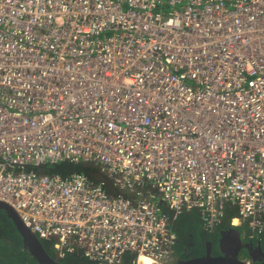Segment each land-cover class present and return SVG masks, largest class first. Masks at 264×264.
<instances>
[{
    "label": "built area",
    "instance_id": "obj_1",
    "mask_svg": "<svg viewBox=\"0 0 264 264\" xmlns=\"http://www.w3.org/2000/svg\"><path fill=\"white\" fill-rule=\"evenodd\" d=\"M0 200L59 260L263 239L264 0H0Z\"/></svg>",
    "mask_w": 264,
    "mask_h": 264
},
{
    "label": "flooded vegetation",
    "instance_id": "obj_2",
    "mask_svg": "<svg viewBox=\"0 0 264 264\" xmlns=\"http://www.w3.org/2000/svg\"><path fill=\"white\" fill-rule=\"evenodd\" d=\"M218 227L213 232H205L201 229L199 222L184 226L181 230L184 247H181L182 254L179 260L203 256L208 253L229 255L232 252H238L248 262H264V238L257 245L259 241L248 236L244 237L229 223L226 225V222H223ZM54 257L56 258V256ZM75 259L79 264L88 263L86 260H80L81 258Z\"/></svg>",
    "mask_w": 264,
    "mask_h": 264
},
{
    "label": "water",
    "instance_id": "obj_3",
    "mask_svg": "<svg viewBox=\"0 0 264 264\" xmlns=\"http://www.w3.org/2000/svg\"><path fill=\"white\" fill-rule=\"evenodd\" d=\"M0 210L5 212L11 224L14 226L18 236L20 237L23 248L32 256L36 264H68L53 257L46 250L42 240L24 224L19 214L10 204L0 200ZM228 223L229 222H226V225ZM255 240L259 241L257 242L258 245L262 239ZM175 264H264V262L251 263L248 262V260L243 256H240L238 252H232V254L229 255H211L208 253L207 255L203 256L180 259Z\"/></svg>",
    "mask_w": 264,
    "mask_h": 264
},
{
    "label": "trees",
    "instance_id": "obj_4",
    "mask_svg": "<svg viewBox=\"0 0 264 264\" xmlns=\"http://www.w3.org/2000/svg\"><path fill=\"white\" fill-rule=\"evenodd\" d=\"M54 167H55L54 169L57 168L59 171H61L63 173H66V172L74 169V171L84 172V173H87L89 176H92L93 172H94V169L91 166H86V165L76 166L73 164H59V165H56ZM194 218H195L194 215H189V214L182 216L178 221L180 232L184 226L192 225V224L194 225V223H197V221ZM224 222H228V221L226 220ZM200 227L202 229V226H200ZM0 241L11 245V247L13 248L12 250L14 252H16V253L19 252V253L23 254L22 257H19L20 259H18V260H20V261L17 260L18 262L16 264H34V263H36L35 260H32L31 257L28 255L27 251L23 248L21 239L18 236L14 226L11 224L9 218L6 216L5 212H3L2 210H0ZM42 242H43V245L46 248V250L54 257L55 253H54V250L52 248V242L47 241V240H42ZM181 247H184V242H183V239H182L181 234H180L179 250L181 249ZM180 254H182V251L180 252ZM78 259H80V258H78ZM26 260H28V262ZM76 260L77 259L72 258V256H69V257L63 259L62 262L71 263V264L72 263L73 264H79V262H77ZM80 260H85V259L81 258ZM29 261H31V262H29ZM87 264H90V263H87Z\"/></svg>",
    "mask_w": 264,
    "mask_h": 264
},
{
    "label": "rangeland",
    "instance_id": "obj_5",
    "mask_svg": "<svg viewBox=\"0 0 264 264\" xmlns=\"http://www.w3.org/2000/svg\"><path fill=\"white\" fill-rule=\"evenodd\" d=\"M199 224H200V226H202L201 221H199ZM233 227L235 230L239 231L240 234H242L244 237H246V233L241 228H239L238 226H233ZM217 228H219V227L217 226ZM12 249L13 248L11 247V245L0 241V264H16L18 261H20L18 259H20L19 257H22L23 254H21L19 252L16 253ZM28 255L31 257L32 260H34L29 253H28ZM26 261L28 262V260H26ZM29 262H31V261H29ZM34 264H36V263H34Z\"/></svg>",
    "mask_w": 264,
    "mask_h": 264
}]
</instances>
